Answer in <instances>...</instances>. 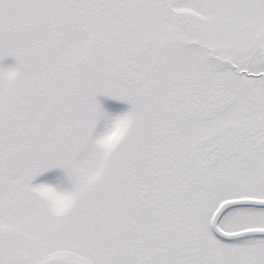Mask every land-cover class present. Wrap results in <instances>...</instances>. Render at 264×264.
I'll return each instance as SVG.
<instances>
[{
  "label": "snow or ice",
  "instance_id": "1",
  "mask_svg": "<svg viewBox=\"0 0 264 264\" xmlns=\"http://www.w3.org/2000/svg\"><path fill=\"white\" fill-rule=\"evenodd\" d=\"M0 264H264V0H0Z\"/></svg>",
  "mask_w": 264,
  "mask_h": 264
},
{
  "label": "rangeland",
  "instance_id": "2",
  "mask_svg": "<svg viewBox=\"0 0 264 264\" xmlns=\"http://www.w3.org/2000/svg\"><path fill=\"white\" fill-rule=\"evenodd\" d=\"M102 105L108 110H126V105L118 104L115 101L107 100L106 98H99Z\"/></svg>",
  "mask_w": 264,
  "mask_h": 264
}]
</instances>
